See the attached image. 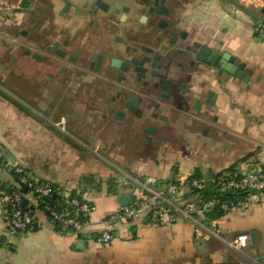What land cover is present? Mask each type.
Masks as SVG:
<instances>
[{
	"label": "crops",
	"instance_id": "1",
	"mask_svg": "<svg viewBox=\"0 0 264 264\" xmlns=\"http://www.w3.org/2000/svg\"><path fill=\"white\" fill-rule=\"evenodd\" d=\"M250 1V5L242 0L194 1L197 37L220 54L227 52L241 60L250 73L249 82L212 67L198 72L192 82L194 98L206 91L215 104L195 114L203 124L174 117L171 141L156 147L112 149L95 140L99 133H90V141L76 131L50 126L45 99H36L37 107L33 97L16 91L23 86L28 92L30 66L25 61L24 77L14 76L13 36L0 28L4 160L66 191H80L94 206L90 224L80 234L59 231L57 224L39 212V228L12 235L2 220L0 205V264H264V197L246 211H215L207 221L183 217L161 226L140 216L104 224L123 207L121 197L134 196L147 177L165 185L191 174L210 180L224 171L264 169V35L256 31L264 27V0ZM185 121L189 127L183 125ZM0 179L6 185L15 184V175L3 164ZM184 192L185 197L191 196L188 188ZM107 229L115 239L108 244L97 242ZM241 234L249 235V245L235 249L230 243ZM202 239L208 243L206 252L198 247Z\"/></svg>",
	"mask_w": 264,
	"mask_h": 264
},
{
	"label": "flooded vegetation",
	"instance_id": "2",
	"mask_svg": "<svg viewBox=\"0 0 264 264\" xmlns=\"http://www.w3.org/2000/svg\"><path fill=\"white\" fill-rule=\"evenodd\" d=\"M194 1L0 0L14 76L30 66L28 92L16 91L37 107L45 99L50 126L64 120L112 149L170 142L174 117L203 124L195 114L212 102L206 91L193 96L195 75L211 67Z\"/></svg>",
	"mask_w": 264,
	"mask_h": 264
},
{
	"label": "built area",
	"instance_id": "3",
	"mask_svg": "<svg viewBox=\"0 0 264 264\" xmlns=\"http://www.w3.org/2000/svg\"><path fill=\"white\" fill-rule=\"evenodd\" d=\"M250 0H242L244 4ZM1 5V2H0ZM264 35V27H256ZM64 128V120L57 124ZM0 164L10 169L17 177L15 184L6 185L0 179L1 217L10 234H22L41 226L37 217L44 213L50 221L59 226V231L80 234L90 224L94 210L91 201L80 191H66L35 177L19 165L4 160L0 145ZM185 175V174H183ZM208 185L212 191L205 192ZM188 188L191 196L185 197ZM264 197V169L255 166L247 172L224 171L210 180L180 176L162 185L156 177H147L136 189L131 205L123 206L117 213L105 220L128 222L140 216L147 222L167 226L183 217L207 221L215 211L229 213L246 211ZM115 235L111 230L102 231L96 238L101 244L111 243ZM250 237L241 234L232 239L235 249L248 247Z\"/></svg>",
	"mask_w": 264,
	"mask_h": 264
},
{
	"label": "water",
	"instance_id": "4",
	"mask_svg": "<svg viewBox=\"0 0 264 264\" xmlns=\"http://www.w3.org/2000/svg\"><path fill=\"white\" fill-rule=\"evenodd\" d=\"M239 6L244 9L250 8V6L245 7L244 5L239 3ZM207 56L209 57L208 64L216 69L218 73L222 74L224 71L228 72L230 75L249 82L250 73L245 68V65L238 58L232 56L229 53L220 54L217 49H212L210 47L206 50ZM213 94V93H211ZM214 95V94H213ZM212 95V96H213ZM215 99V96H214ZM212 104H215L214 101ZM133 202V195L128 194L121 197V205L128 206ZM255 233H251V238L255 241Z\"/></svg>",
	"mask_w": 264,
	"mask_h": 264
},
{
	"label": "rangeland",
	"instance_id": "5",
	"mask_svg": "<svg viewBox=\"0 0 264 264\" xmlns=\"http://www.w3.org/2000/svg\"><path fill=\"white\" fill-rule=\"evenodd\" d=\"M237 1V0H236ZM239 1V0H238ZM244 4V3H243ZM244 5H248V4H244ZM250 5V4H249ZM5 26V22L4 20H2L0 22V28L4 27ZM37 111V110H36ZM41 112V111H40ZM37 113H39V110L37 111ZM198 247H199V250H201L202 252H206L208 250V243L205 241V240H199L198 242Z\"/></svg>",
	"mask_w": 264,
	"mask_h": 264
},
{
	"label": "trees",
	"instance_id": "6",
	"mask_svg": "<svg viewBox=\"0 0 264 264\" xmlns=\"http://www.w3.org/2000/svg\"><path fill=\"white\" fill-rule=\"evenodd\" d=\"M13 174H14V173H13ZM14 175H15V174H14ZM198 175H199V174H195L194 176L197 177V178H200V176H198ZM15 179H17L16 175H15ZM211 191H212V187H211V185H208L207 188H206V190H205V192L209 194ZM219 213L221 214V213H223V212H220V211H219ZM58 228H59V226H58Z\"/></svg>",
	"mask_w": 264,
	"mask_h": 264
}]
</instances>
